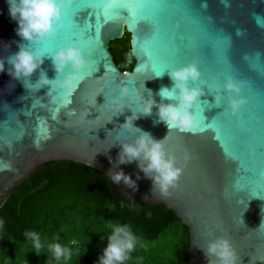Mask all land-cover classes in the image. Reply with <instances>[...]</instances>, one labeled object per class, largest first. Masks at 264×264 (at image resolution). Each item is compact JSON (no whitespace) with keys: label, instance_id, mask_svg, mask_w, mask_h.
<instances>
[{"label":"water","instance_id":"1","mask_svg":"<svg viewBox=\"0 0 264 264\" xmlns=\"http://www.w3.org/2000/svg\"><path fill=\"white\" fill-rule=\"evenodd\" d=\"M139 2L159 22L156 46L162 51H174L177 46L183 50L174 67L195 61L202 79L215 77L222 89L226 77L231 75L243 82L240 94L247 103L235 116L220 113L229 108L230 94L224 90L221 107L202 108L204 122L209 124L188 132L155 123V106L151 116L134 121L136 127L155 139L167 135L165 146L183 167L179 187L170 189V196L161 197L153 191L152 180L138 167V161L117 163L121 143L134 142L139 135L121 127L126 117L143 103L142 98H148V90L159 103L160 88L172 84L168 71L151 79L150 70L147 74L139 70L142 54L136 48L137 37L126 17L122 24L113 20L102 25L99 50L88 56L82 51L87 64L81 74H93L84 76L72 96H62L58 91L55 104L45 96L47 87L31 92L22 80L10 76V65L5 60V71L0 72V208L17 186L40 168L68 160L101 172L131 203L163 205L170 210L188 231L187 264H207L203 248L217 236L230 240L238 253L237 264H264V24L260 23L264 19V0ZM120 12L129 15L127 9ZM75 19L94 23L95 13L84 9ZM140 27L142 37L150 35L146 22H141ZM17 28L8 0H0V57L18 51L19 43H27L17 35ZM124 32L129 36V52L135 51L129 71L115 66L108 49L109 42L120 39ZM28 46L38 50L36 43ZM62 46V42L57 44L53 51ZM41 67L50 79L55 78L50 57H45ZM38 77L36 70L31 82ZM126 77L138 82L141 99L130 86L125 98L129 108L114 115L104 103L105 97L118 94L120 83L128 85ZM195 86L200 85L196 82ZM204 89L200 101L214 105V94L206 85ZM120 170L136 181L135 189L111 179V173ZM249 170L256 177L254 182L248 176ZM249 184L253 187L244 193L242 188Z\"/></svg>","mask_w":264,"mask_h":264},{"label":"clouds","instance_id":"2","mask_svg":"<svg viewBox=\"0 0 264 264\" xmlns=\"http://www.w3.org/2000/svg\"><path fill=\"white\" fill-rule=\"evenodd\" d=\"M8 3L9 13L18 23L17 35L27 43H19L18 51L7 57H0V72L5 71L6 60L10 65L7 69L8 74L14 79L22 80L26 89L36 93L47 87L45 96L52 104L56 102L58 91L72 96L84 79L81 70L86 64V59L81 49L68 45L50 52L46 47L33 50L28 46L30 43L45 41L52 37L59 28L64 27L62 18L65 15V0H8ZM46 56L51 58L55 78L50 79L46 70L41 67ZM134 56V50L127 54L126 61L129 65L133 63ZM36 70H39V77L33 83L31 77ZM139 70L147 73L149 71L147 63L140 65ZM163 74H155L150 78H159ZM168 75L172 84L171 87L162 86L160 88L157 94L161 97V102L158 103L153 98L151 90H148V98H142L143 103L137 104L135 110L131 108L132 114L126 117L121 127L126 130H135L139 135L135 137L134 142L121 143V151L117 159L119 164L138 161V167L146 177L152 180L153 191L158 192L161 197L170 196V189L179 187L183 167L177 164L175 154L166 148L167 135L163 139H155L151 133L136 127L134 121L141 117L151 116L155 106L158 109L156 113L158 121L155 123L163 122L169 130L174 128L180 132L191 131L197 120L193 109L200 103V97L205 95L203 85L207 84V81L202 79L201 71L195 61L181 67L171 68L168 70ZM196 82H199L200 86H195ZM242 84L243 82H238L228 75L223 89L220 85L215 88L214 106H221L222 91L226 90L230 95L229 108L225 112L235 116L247 103V98L240 94ZM118 88V94H110L105 97L104 101L114 115L122 114L124 108L128 107L125 101L129 94L128 85L120 83ZM165 100L168 102L165 103ZM187 158L186 155L185 160ZM111 179L116 183L123 181L125 185L133 189L137 187L136 181L123 170L113 171ZM109 227L111 231L107 236L106 247L99 257V264H127L131 254L140 244V238L128 224L117 221ZM3 229L4 225L0 222V231ZM24 235L32 242L36 254H41L40 250L43 245L39 234L27 231ZM48 251L57 261H63L64 264H69L71 261V250L59 242L49 244ZM203 251L208 258L207 264H237L238 253L225 236H217L215 239L208 240Z\"/></svg>","mask_w":264,"mask_h":264},{"label":"trees","instance_id":"3","mask_svg":"<svg viewBox=\"0 0 264 264\" xmlns=\"http://www.w3.org/2000/svg\"><path fill=\"white\" fill-rule=\"evenodd\" d=\"M115 66L129 71V36L109 42ZM131 226L140 244L127 264H187L188 231L163 205H138L121 196L99 171L68 160L50 163L8 196L0 208V264H64L48 251L59 242L69 264H99L110 224ZM39 234L37 255L24 233Z\"/></svg>","mask_w":264,"mask_h":264},{"label":"snow or ice","instance_id":"4","mask_svg":"<svg viewBox=\"0 0 264 264\" xmlns=\"http://www.w3.org/2000/svg\"><path fill=\"white\" fill-rule=\"evenodd\" d=\"M84 9L93 10L95 13L94 23L90 22L88 19H85L83 23H79L75 19L77 14ZM121 9H127L129 15H121ZM89 15H92V13ZM125 17L128 19V22L131 24L134 34L137 37L136 48L138 52L142 54L140 59L142 62H140V64L143 65L147 63L149 70L152 73L151 76L164 73L165 71L173 68L177 62V58L183 55V50L177 46L174 51H162L156 46V38L159 32V22L155 16L149 15L144 11V5L140 3L139 0H68L67 4H65V15L62 18L64 27L59 28L52 37L46 39L45 41L37 42L36 46L38 50L46 47L51 52L57 44L62 42L65 46L72 45L80 48L81 51L86 53L88 56L90 52L99 50V34L102 25L113 20H120L122 24L123 18ZM141 22H146L147 25L150 26V35L146 37H142L140 35ZM260 23L264 24V19H262ZM143 57H147V60L144 61ZM86 64L84 68L86 67ZM92 74L93 71H89L82 76L84 77ZM125 79L127 80L129 91L131 86L136 90L135 95L137 99H141V96L137 91L138 82L127 77ZM203 80L207 81L206 86L210 94H215V88L219 85L218 80L215 77H204ZM61 95L67 96V94L63 93H61ZM205 105H207V108L215 107L206 101H200V103L194 107L197 120L191 131L209 124L204 122L205 117L201 115L202 108ZM220 113L226 112L223 109ZM217 116L214 117L211 122H214ZM248 176L252 178L253 182L255 181L256 177L252 176L251 170H249ZM252 187L253 184H249L243 187L242 191L244 193H248L249 189Z\"/></svg>","mask_w":264,"mask_h":264}]
</instances>
